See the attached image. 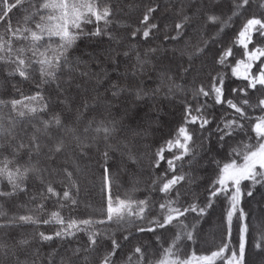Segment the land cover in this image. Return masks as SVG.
I'll use <instances>...</instances> for the list:
<instances>
[{"label": "snow or ice", "instance_id": "6c2138e0", "mask_svg": "<svg viewBox=\"0 0 264 264\" xmlns=\"http://www.w3.org/2000/svg\"><path fill=\"white\" fill-rule=\"evenodd\" d=\"M128 7L0 0V264H264V0Z\"/></svg>", "mask_w": 264, "mask_h": 264}, {"label": "trees", "instance_id": "16d2710c", "mask_svg": "<svg viewBox=\"0 0 264 264\" xmlns=\"http://www.w3.org/2000/svg\"><path fill=\"white\" fill-rule=\"evenodd\" d=\"M138 2H140V0H112L113 5L116 6L118 9V18L120 20L124 21L125 23L134 21L140 15L139 9L128 7L129 4H134V3H138ZM143 2L147 3L148 0H143ZM170 2L172 4H176L179 2V0H160V3L164 6H167V4ZM203 2L207 3L208 0H203ZM215 2L220 5L221 9H226L227 0H215ZM184 3L192 5L193 6L192 10H195V7L199 6V4L201 3V0H184ZM119 31L123 32L124 31L123 27H121L119 29ZM161 39H162V37H161ZM86 45H87V47H86ZM93 47H95V44L94 43L89 44L88 41H84L80 45L81 50H87V51L92 50ZM104 47H107V45L105 44ZM77 54H79V51L77 52ZM112 76H113V79H115V75L112 74ZM152 86H154V85H152ZM28 88H29V86L27 84L24 85L25 91H27ZM0 92H3L2 88H0ZM160 108H161V105L159 103H157L156 104V111L150 112V115L155 116ZM142 110L145 112H148L149 111V105H147V104L144 105ZM168 110L170 111V108ZM163 119L165 120V122L168 123V127H171L173 117L165 115V116H163ZM168 127H166L163 131L167 132ZM160 134H161L160 132H157V135H160ZM85 163L91 164V166L93 168L96 167L94 162L85 161ZM210 174L211 173L209 172V175ZM124 192H125V188H123V187L120 189H115V188L113 189V195L114 196L115 195H123ZM136 195L138 198H142V193L138 192V193H136ZM81 198L83 201V205H91L92 208H98L100 206V202H101V195L99 192L98 184H97V187L93 188L92 185L90 183H88L87 180H85L82 184ZM83 205H82V207H83ZM262 209H264V205H259V204H257L256 201H251L250 203L245 204V210L251 211L253 213V218H251V220H250L251 224H253V225L258 224L261 222L262 219H264V211H262ZM220 215H221V207L219 205H217L214 208V210H211V215L207 217L206 222L203 224V230L199 236V241L195 245L197 250L204 251V250L213 248L215 246V244L219 242V240L221 238ZM234 223H235V221H234ZM41 230L49 231L52 229H51V226H42ZM24 231H30V229H24ZM252 234L255 235V231H253ZM233 237L235 238V228L233 231ZM117 238H119V234H118ZM55 247H56L55 244H52L51 246H49L48 244H45L41 248L42 255H46L47 252L51 250V248H55ZM192 247L193 246L191 244H189L184 250L190 251ZM126 252H127V249H125L124 252L121 253V255L126 254ZM253 258L257 261V264H258L260 257H252L251 253H250V259H253ZM117 260H118V264H119V256H118Z\"/></svg>", "mask_w": 264, "mask_h": 264}]
</instances>
